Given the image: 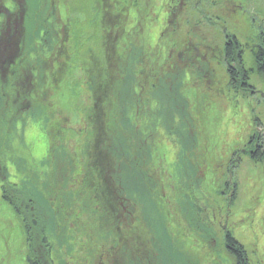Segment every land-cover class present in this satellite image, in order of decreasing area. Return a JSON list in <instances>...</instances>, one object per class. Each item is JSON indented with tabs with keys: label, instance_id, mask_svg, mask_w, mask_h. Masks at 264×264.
Masks as SVG:
<instances>
[{
	"label": "trees",
	"instance_id": "16d2710c",
	"mask_svg": "<svg viewBox=\"0 0 264 264\" xmlns=\"http://www.w3.org/2000/svg\"><path fill=\"white\" fill-rule=\"evenodd\" d=\"M54 1L39 0V7L44 10V13L41 14L43 17L41 21L35 19L36 13L30 10V0H17V8L14 7L12 10L7 5L0 8V124L10 123L13 127L14 123L26 114L36 115L39 109L38 105L49 104L42 108L49 112L53 121L49 157L57 161L56 172L50 175V183L45 185L39 180L42 192H46H44L46 205L28 198L29 196L24 197V195H29L27 187L25 192L22 191L18 203L9 202L20 230L18 246H24L26 251L24 262L27 264H56L57 262L53 258L54 248L48 240V232L53 230L51 226L54 225L52 218L54 219V216L57 215L53 212L55 211L61 216V218L59 217L60 221H64L66 233V236L60 241V250L63 253L58 258V264H101L100 260L95 259L96 255H100V253L104 254L106 262L109 259H114L110 264H123L124 260H126L125 264H138L137 262H141L148 256V251L153 248V242L156 240L153 238L150 226L141 220V205L143 204L147 210L148 208L152 209L153 214H150L155 217L160 227L163 223L161 216L163 210L160 203L165 204L166 197L162 175L158 170L160 166L156 165L154 159L159 155H155L154 149L158 144L156 137L160 120L153 122L149 116L148 121L143 124L141 121L143 117L137 116V113L132 109H126L121 113V123L114 110L115 102L114 106L112 105L115 96H113L111 86L116 81L115 72L117 77L118 67H127L130 68L131 76L130 79H127L128 85L132 82L130 87H133V92L139 93L138 83L143 79V69L140 66L143 55L148 56V59L146 57L144 59L150 62L151 69L154 71L151 72L150 79L164 78L167 73H159L157 68H160V65L170 57L166 54L162 57L160 54L162 51H169L171 45L166 40H161L160 54L157 52L158 56L155 59L151 57L150 52H153L154 49L150 32L155 21H153L155 17L151 14V8L155 0H87V11L84 17H80L66 0L64 20L72 21L74 19L86 22L87 24L84 26H86L87 39L85 41L88 43V40H94L92 39L94 35L97 36V41L100 38V42L95 41V43L98 46L96 47L97 52L101 55L100 57L95 55V51L89 50L79 42L81 40L73 35V31H68L67 43H64L65 47L69 46V49L66 47L58 55L54 54V51L59 47L60 33L66 28L61 15L63 2L57 0L58 4L54 8L60 14V26L55 16L58 14H54L51 8L52 4H55ZM91 2L96 4L95 13L91 11ZM175 2L176 0H172L170 11H173ZM34 5L36 4L34 3ZM20 8H22V12L19 11ZM9 14L15 16L10 24L7 23ZM88 14H91L92 18L91 16L89 18ZM129 24L130 29L126 28L123 37L126 39L130 36V40H135H132L131 43L123 37L115 36L116 32L120 35L121 30ZM46 38L49 39L46 40ZM42 45L47 47L41 48ZM88 45L90 46L89 43ZM48 49L50 50L48 51ZM203 60H205L203 57L196 54L187 59L178 53V62L182 69L177 71L176 67L172 65L169 68L175 73L176 79L180 80L181 77H186L189 69L192 70L200 61L205 63L206 60ZM255 60L256 64L260 61L256 54ZM49 61L53 62L52 69ZM75 66L77 67L74 68ZM187 66L189 69H186ZM83 71L85 73L88 71L89 78L85 76V73L82 78H78V75ZM259 73L264 77L262 69ZM70 83H79L78 88L80 89L82 84H86L84 93H81L83 95L77 100H71V104L74 106L82 105V113L73 111V109H64L54 100L60 92L69 90ZM191 93L192 91L189 95ZM83 97L86 100H82ZM145 97L150 99L147 95ZM188 98L187 110L189 108L195 118L193 126L187 125L186 131L192 135L201 133L204 140L199 137L198 146L199 148L201 146L200 150H203L209 157L208 145L214 140L212 138L214 135L212 118L208 111L205 112L200 108L196 113L193 112L191 109L196 105L195 99L192 95ZM138 104L144 105L145 102ZM198 107L201 106L198 105ZM111 111L114 113L111 123L115 128L110 133L108 117ZM82 114L85 116L84 119H82ZM82 121L85 123L83 124ZM180 125H182V120H180ZM183 130L182 127L179 132L181 133ZM7 132L8 130L4 131L3 127H0V141L3 143ZM180 139L183 142L186 141L182 137ZM253 140L260 141V136L253 137L251 145ZM203 143L206 144L205 149L202 148ZM195 144L197 145V142ZM123 150L131 155V160L141 161L144 171L150 172V184L147 181L145 183L142 176L132 180L122 178L120 175L121 162H116L115 156L116 154L122 156ZM251 150L252 152L248 153L249 159L255 164L264 163V146L261 142L255 143ZM184 154L186 155V152ZM161 155V159L166 163V150H161ZM163 156H166V159ZM195 156H197L196 151ZM207 156L204 157L205 160H207ZM207 165L209 166V164ZM0 179H6L1 170ZM156 181L160 193L156 191L155 195L153 187ZM181 182L184 181L180 175L177 187L180 188ZM236 185L234 184L232 191L231 200L233 201L237 194ZM9 188L17 191L15 185L11 184ZM141 190L145 194L143 197L138 195ZM131 191L140 197V202H138L137 210H134L132 205L130 206L134 212V217L131 212L134 222L127 224L126 218L123 216V214H127L124 204L128 207L125 200L132 201L126 194ZM162 192L164 198L161 196ZM6 194L7 192H4L3 198H8V194ZM54 206L58 208H53ZM196 219L202 221L200 218ZM180 222L185 228V221L181 220ZM185 229L186 235L194 238L193 232ZM116 234L121 236L120 249ZM161 234L165 238L169 236L165 229ZM223 239L225 251L233 257L235 264H252L245 246L235 238L231 231L224 232ZM92 243L99 246V250L93 253L88 251ZM213 250L215 247L210 246L209 241L207 248L204 247L199 253H196L198 262L195 264H200V258L204 261L208 260L211 256L207 252ZM159 259V264H175L173 258L168 255L155 253L149 256V260L153 264L155 261L157 263Z\"/></svg>",
	"mask_w": 264,
	"mask_h": 264
},
{
	"label": "rangeland",
	"instance_id": "374dc122",
	"mask_svg": "<svg viewBox=\"0 0 264 264\" xmlns=\"http://www.w3.org/2000/svg\"><path fill=\"white\" fill-rule=\"evenodd\" d=\"M34 1L31 2L30 10L36 13L35 19L41 21L43 18L41 14L44 13V10L39 7V0ZM65 1L62 0L64 12L61 11V15L66 28L65 31L60 33L61 40L54 54L57 53L58 55L66 47L69 49V46L65 47L64 43H67L68 31H73V35L81 40L79 42L83 43L89 50L95 51L94 54L100 57L101 54L97 52L96 47L98 46L95 43L97 36L94 35L92 41L88 40L90 46L85 41L87 32L84 25L87 23L74 19L72 21L69 19V21L64 20ZM229 1L232 0H176L172 11L174 17L169 18L168 13L171 10L172 0H155L151 8V14L155 17L153 21H155L150 32L154 50L150 52V55L155 59L158 56L156 53L160 54L161 40H166L171 45L169 51L165 50L160 54L161 56L171 55L172 53L166 59V65H160V68H157L159 73L167 74L159 80L150 79L151 65L149 61L144 59V57L148 59V56L143 55L140 61V66L143 69V79L142 82L138 83L139 93H134L133 87H130L133 83L131 82L128 85L127 82V79L131 78L130 68L119 66L117 77L115 72L116 81L111 86L113 96H115L112 105L114 106L115 102L114 110L118 120L122 123L121 113L126 109H132L137 113V116L143 117V120H141L143 124L148 121L149 116H151L153 122L160 120L156 137V141H158L156 143L158 144L157 148L154 149L155 155H159L154 159L156 165L159 164L160 166L158 170L164 179L163 185L166 197V203H160L163 210L161 227L168 232L169 236L165 238L161 234L163 229L156 222L155 217L151 215L153 214L152 209L146 205L147 210L142 204V208H140L141 220L150 226L153 238L156 240L153 242V248L148 251V256L141 262H137L138 264H153L149 260V256L155 253L171 256L175 264H195L198 262L196 253H199L204 247L207 248L209 241L210 246H214L215 250L207 252L211 256L208 260L204 261L200 258V264H235L233 257L224 249L223 234L225 231H231L235 238L245 246L252 264H264V163L255 164L247 156L242 155L257 142H261L264 146V78L259 76L251 79L257 88L254 91L256 92L259 89L260 92H236L231 88L232 86L226 88V82L223 83V77L221 78L222 73L225 76L224 70L221 69L222 73L220 74L218 65L210 56L211 47L217 49L220 47L221 39L215 24L225 25L226 12H229L228 8L230 7ZM16 2L17 0L0 1V8L7 5L12 10L14 7L17 8ZM54 2L53 7L51 6L52 12L58 14L55 16L58 25L61 26L60 14L54 9L58 2L57 0ZM68 3L72 9L78 12L80 17L86 16L87 0H68ZM91 6V11L95 13L96 4L91 2ZM19 11L22 12V8ZM90 16L91 14H88L89 18ZM8 17L7 23L10 24L15 16L9 14ZM221 19H223V22H221ZM236 22L242 25L240 18ZM126 28L129 30L130 24L121 30L120 35L116 32L115 36L123 37ZM228 30L232 34L236 33L238 40L242 42L246 41L250 32L245 31L244 27H240L238 30L232 28ZM48 39L46 38V40ZM125 40L130 43L132 40L135 41L134 39L130 40V36ZM97 42H100V38ZM94 44L96 45L93 47ZM199 44L204 45L206 52H209L204 72L202 71L204 76L199 72H195V68H197V65H195L192 70L188 66L186 67V69H189L187 73H192L189 81L187 76L181 77L180 80L176 79L175 73L172 72L169 66H175L177 71H180L182 66L178 62V53H181L187 59L189 56L192 58L197 53L201 55L203 49ZM189 45H192L193 48ZM44 47L47 46H41V48ZM187 49L192 50L188 51ZM203 53L205 56V52ZM138 54L142 55V53ZM251 60L250 57L249 62ZM49 64L52 69L53 62L49 61ZM209 68L211 72L208 71ZM84 73V71L81 72L78 78H82ZM88 74L87 71L85 76L89 78ZM170 79L172 80L170 81ZM83 82L85 83V81ZM78 85L79 83H70L68 91L63 90L54 98L60 107L73 109V111H79V113L83 112L82 105L74 106L71 104V100L80 98L83 95L81 93H84L86 89V84H82L81 89L78 88ZM195 89H200V93H197ZM191 91L190 95L193 96L196 103L191 110L195 113L199 111V108L205 112L208 111L210 118H212V130L214 131L212 138L214 140L208 145L209 157L203 150H200L201 146L200 148L198 146V138L204 140L201 133L192 135V133L186 131L187 125L193 126L195 118L194 114L190 113L189 108L187 110L188 96H190ZM143 95L149 96L150 99ZM81 99L86 100L85 97ZM143 101L145 102L144 105L138 104ZM9 103L11 102L9 101ZM198 105L201 107H198ZM38 106L39 109L36 115L26 114L14 123L13 127L10 123L0 124L4 131L8 130L4 136V143L0 141V170L6 177L5 180L0 179V264H27L24 262L26 255L24 246H18L20 230L14 218V210L9 202L12 204L18 203L22 191L25 192L28 188L29 195H24V197L29 196L28 198L43 202L46 205V192H42L39 180L47 185L50 183V175L56 172L57 168V161L49 157L53 121L51 115L48 114L49 112L42 108L43 106H49V104ZM83 115H81L82 119L85 118ZM113 115L114 113L111 111L108 117L110 133L115 128L112 127L113 124L111 123L113 122ZM29 116H39L46 124L47 148L40 159L34 156L32 147L25 142L23 131L18 127ZM180 120H182V125H180ZM183 121L185 122L183 123ZM82 123L85 122L82 121ZM182 127L184 130L180 133ZM256 135L260 136V141L253 140L251 145L250 142ZM180 137L186 141L183 142ZM180 141L182 142L181 145ZM159 145L160 148H158ZM205 147L206 144L203 143L202 148L205 149ZM161 150L167 152L168 159L165 160L166 163L161 159ZM125 151H122V156L114 155L116 162H121L120 175L122 178L132 180L142 176L145 179L144 182L147 181L150 184V172L144 171L141 161L131 160V155ZM195 151L197 156H195ZM185 152L188 155L187 157L184 154ZM206 156L208 157L207 160L204 159ZM232 161L234 162L233 165L231 164ZM230 165L232 166L229 167ZM180 175L184 182H181L179 188L177 182ZM231 178L237 180V194L233 202L226 199L231 197L234 184H231V189L227 188L222 195V190L226 188V183ZM11 184L16 186L17 191L9 188ZM42 188H44L43 185ZM4 192H7L8 198H3ZM126 194H128V198L136 199L137 202H140V197L145 195L143 190L138 193L140 197L136 196L133 191ZM186 197L190 200H187ZM53 208L58 207L54 206ZM126 209L128 216L127 214H123V216L126 218L127 224H133L134 218L129 217V213L133 209ZM53 212L57 215L54 216V219L52 218L54 225L51 226L53 230L48 232V240L54 248L53 258L57 263L54 262L58 264V258L63 253L60 250V241L66 236V233L63 225L64 221H60L61 216L57 212ZM196 218H200L202 221ZM181 220L185 221V228L193 232L194 238L186 235V229L183 223L180 222ZM125 261H123V264H125ZM159 262L160 259L157 263L155 261V264H159Z\"/></svg>",
	"mask_w": 264,
	"mask_h": 264
},
{
	"label": "flooded vegetation",
	"instance_id": "af4514ba",
	"mask_svg": "<svg viewBox=\"0 0 264 264\" xmlns=\"http://www.w3.org/2000/svg\"><path fill=\"white\" fill-rule=\"evenodd\" d=\"M229 4L230 7L228 8L229 12L228 13L226 12L225 25L219 23L215 24L216 25L215 27L219 31L218 35L220 36L221 39L219 43L220 47L218 49L215 47H211L210 56L215 60L216 64L218 65V69H219L218 72L221 74L222 72L220 70L221 69L224 70L226 77L222 75L223 74L222 73L221 78L223 77L222 82L223 83L226 82V86L228 87L232 86L233 87L232 89L236 92H250V93L260 92L259 89L256 90L255 92L254 90L257 88L255 86H251L249 81L250 79L257 78L259 76L264 78L259 73L261 69L264 71V0H232L229 1ZM168 17L169 18L174 17L172 11H169ZM239 18L241 20L242 25L236 22V20ZM221 22H223V19H221ZM240 27H244L245 31H250L249 36L244 42L238 40V35L236 33L232 34L228 30L229 28L238 30L240 29ZM200 46L203 49L202 54L199 55L197 53L196 55L203 57V59L206 60L209 52H206V47L204 45H200ZM203 52H205V56ZM255 54L260 59L258 64H256ZM161 56L163 57L164 55ZM250 57L252 60L249 62ZM206 61L205 63L200 61L197 64V68H195L196 73L199 72L202 74V76H204L203 72ZM162 65L165 66L166 62L164 64H161V66ZM208 71L211 72L210 68ZM191 75L192 73L190 74L186 73V76L188 77V81L190 80L189 78L191 77ZM195 90H197L196 91L197 93H200V89H195ZM248 151L249 153L252 152L251 149H249ZM163 157L164 159H166V156ZM231 164L233 165L234 162L232 161ZM232 165H230L229 167H231ZM163 181L164 179L162 180V183ZM158 190H159V185L157 184L156 181L155 186L153 187L154 194L156 193V191L160 193V191ZM161 196L164 198L163 192ZM125 203L128 204V207H126L124 204L125 208H132L130 207L132 205L134 210H137L138 202H136V199L132 201L125 200ZM129 214H130V218L132 216L134 217V212L132 216H131V212ZM116 236H117V240L119 241L118 246L120 249L121 236L118 234H116ZM98 250H99V246H97L94 243H92L88 248V251H91L92 253ZM96 258L100 261H103L101 262V264H110V262L114 261V259H109L108 262L104 261V254L102 253H100V255H96L95 259Z\"/></svg>",
	"mask_w": 264,
	"mask_h": 264
},
{
	"label": "clouds",
	"instance_id": "9594fccd",
	"mask_svg": "<svg viewBox=\"0 0 264 264\" xmlns=\"http://www.w3.org/2000/svg\"><path fill=\"white\" fill-rule=\"evenodd\" d=\"M18 127L23 131L25 142L32 147L34 156L42 158L47 148L45 121L39 116H29Z\"/></svg>",
	"mask_w": 264,
	"mask_h": 264
}]
</instances>
